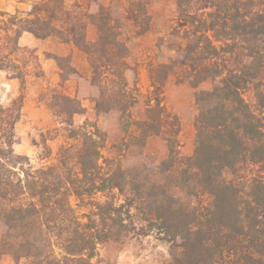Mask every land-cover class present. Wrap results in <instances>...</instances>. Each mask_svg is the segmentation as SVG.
<instances>
[{
  "label": "trees",
  "instance_id": "obj_1",
  "mask_svg": "<svg viewBox=\"0 0 264 264\" xmlns=\"http://www.w3.org/2000/svg\"><path fill=\"white\" fill-rule=\"evenodd\" d=\"M176 5L173 35L185 40L178 45L181 57L152 68L154 104L146 118L134 121L133 141L123 142L131 150L162 135L167 154L159 163L125 168L105 155L106 135L88 121L76 127L72 117L84 107L63 93L50 105L77 142L62 145L55 162L34 168L14 149L24 95L10 106L0 103V259L8 254L15 264H91L101 248L122 245L131 233L153 232L169 246L165 264H264V0ZM5 14L0 69L22 80L42 76L35 51L19 39L24 31L42 39L58 33L87 54L95 77L107 74L103 93L109 103L126 97L128 47L109 23L99 22V37L88 42L86 23L64 0L33 3L26 15ZM31 57L36 70L26 69ZM56 59L60 63L62 57ZM177 66L194 87L219 79L196 92L190 155L179 150V116L160 97L164 68ZM129 106L96 102L98 111L118 108L124 114ZM129 125L123 119L126 132ZM73 196L88 211L80 215Z\"/></svg>",
  "mask_w": 264,
  "mask_h": 264
},
{
  "label": "rangeland",
  "instance_id": "obj_2",
  "mask_svg": "<svg viewBox=\"0 0 264 264\" xmlns=\"http://www.w3.org/2000/svg\"><path fill=\"white\" fill-rule=\"evenodd\" d=\"M46 1L0 0V34L4 33L3 20L9 18L6 12L20 11L26 15L33 3L44 5ZM64 3L72 15L86 23L88 42L97 40L100 35L98 24L106 21L126 43V97L119 96L110 103L107 97L104 98L107 74L95 77L87 54L73 42L64 41L58 33L42 39L24 31L19 42L22 47L35 51L43 75L28 74L22 80L14 77L13 72L0 69V103L10 106L15 98L24 95L21 116L15 125V151L27 155L31 165L38 168L55 162L62 145L77 142L70 137L65 118L50 105L55 94L64 93L78 98L84 107L83 113L72 117L74 125L81 127L88 121L106 135L105 155L116 159L125 168L159 163L167 154L166 140L162 135L150 136L144 146H132L131 150L123 142L138 134L134 121L146 118L147 110L154 104L152 68L181 57L178 45L185 44V40L173 35L178 24L176 0H64ZM55 25L60 27V21L55 20ZM19 54L29 56L27 52ZM56 56L62 57L60 63ZM26 69L36 70L32 57ZM162 77V104L179 116L182 123L179 150L183 155H190L194 150V121L198 114L196 92L213 88L219 79H208L194 87L179 66L164 68ZM100 100H104V108L119 103H129L130 106L124 114L118 108L98 111L96 102ZM123 119L130 124L128 132L122 127ZM71 200L80 215L88 211L77 207L74 196ZM2 229L0 226V231ZM169 258L168 244L158 239L155 233H131L122 245L110 244L101 248L91 264H106L107 261L113 264H165ZM0 264H15V261L5 254Z\"/></svg>",
  "mask_w": 264,
  "mask_h": 264
}]
</instances>
